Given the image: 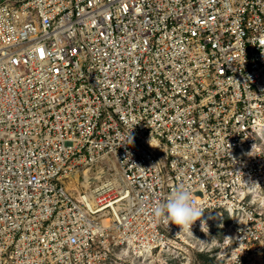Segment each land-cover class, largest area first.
Instances as JSON below:
<instances>
[{"label":"built area","instance_id":"obj_1","mask_svg":"<svg viewBox=\"0 0 264 264\" xmlns=\"http://www.w3.org/2000/svg\"><path fill=\"white\" fill-rule=\"evenodd\" d=\"M181 184L190 230L152 212ZM263 189L264 0H0V264L170 250L223 210L225 264H263Z\"/></svg>","mask_w":264,"mask_h":264},{"label":"rangeland","instance_id":"obj_2","mask_svg":"<svg viewBox=\"0 0 264 264\" xmlns=\"http://www.w3.org/2000/svg\"><path fill=\"white\" fill-rule=\"evenodd\" d=\"M108 165H111L113 169L108 171ZM86 169L94 184L97 179L105 180L107 176L113 177L117 171V164L111 157L102 158L90 166L73 171L64 179L66 184L69 187L78 185L83 188L81 182L84 180L83 175ZM78 177L79 182L76 180ZM76 188L75 186L72 190L73 193H76ZM254 198L257 210L264 213V189L256 192ZM231 224L229 214L223 210L221 213L211 214L203 227L191 233L183 232L177 241L176 248L172 246L170 250L155 249L153 252L143 253L119 242L112 230L110 232L113 236L103 239L104 243H101L99 254L103 260L100 264H225L226 258L223 256L222 249L226 237L231 233Z\"/></svg>","mask_w":264,"mask_h":264},{"label":"clouds","instance_id":"obj_3","mask_svg":"<svg viewBox=\"0 0 264 264\" xmlns=\"http://www.w3.org/2000/svg\"><path fill=\"white\" fill-rule=\"evenodd\" d=\"M153 215L181 226L182 230H190L192 224L197 221L203 210L192 199L190 186L181 184L171 192L167 200L153 207Z\"/></svg>","mask_w":264,"mask_h":264},{"label":"bare ground","instance_id":"obj_4","mask_svg":"<svg viewBox=\"0 0 264 264\" xmlns=\"http://www.w3.org/2000/svg\"><path fill=\"white\" fill-rule=\"evenodd\" d=\"M84 176H85L86 180H88V178H89L88 169L85 170ZM108 178H109V177H108ZM118 178H119V177H115V176H114V178H113L112 180H114V181L116 182ZM207 215L209 216V214H207Z\"/></svg>","mask_w":264,"mask_h":264}]
</instances>
